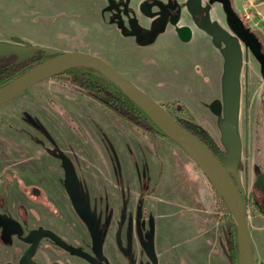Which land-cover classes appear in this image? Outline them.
<instances>
[{
  "label": "rangeland",
  "instance_id": "rangeland-1",
  "mask_svg": "<svg viewBox=\"0 0 264 264\" xmlns=\"http://www.w3.org/2000/svg\"><path fill=\"white\" fill-rule=\"evenodd\" d=\"M177 1L167 0L163 4L169 14L180 11L181 20L188 19V14L197 24L203 19L205 27L198 25L188 48L174 49L166 35L169 42L163 45V62L171 64L165 70L161 68L162 75L158 77L135 70L134 79L160 94L147 91L180 127L187 132L186 128H190L205 140L208 155L234 185L232 164L236 167L240 162L239 171L245 180L248 175L254 194L247 215L253 252L256 262L264 264V202L261 191L252 186L254 164L258 165V172L264 173V77L260 63L230 30L221 4L201 0L207 13L199 16L193 0L184 4L180 0V6ZM19 2L25 0H0V9L3 13H18ZM232 2L240 15L246 10L256 15L254 27L264 26V1ZM90 4L96 5V1L57 0L52 5L53 25L49 23L46 30L40 28L33 35L19 29L22 34L16 36L35 42L32 47L60 53L116 52L117 48L110 49L107 36L104 33L100 36L95 27V11H99L96 8L91 12ZM212 26L216 27L214 33L210 31ZM4 28L0 24V37H12ZM1 44L18 50L16 55L0 50V60L17 56L20 61L25 57L20 51L31 48ZM212 45L217 47L214 49ZM230 53L233 60L228 72L230 69L238 77L241 102L240 127L235 129L238 159L223 138L225 115L206 106L207 102L201 100L207 94L200 90L205 78L204 61H210L213 68L217 66L221 71L225 67L224 58L229 62ZM183 55L193 62L187 71L179 68L180 63H187ZM195 63L204 72L198 71ZM182 105L194 118H190L189 112L180 111ZM234 123V120L229 123L228 133ZM65 170L79 178L82 201L91 207L96 232L107 241L108 251H112L111 243L114 248L117 233L123 247L130 250L127 257L115 250L112 264H171L172 260L173 264H184L183 260L192 264L190 257L184 255L196 250L192 244L198 227L189 224L196 219L206 223L204 229L208 233L214 232L215 253L226 259L221 264H232L233 243L226 224L227 212L217 208V191L189 154L174 140L156 130L138 128L68 84L65 78L55 76L0 106V264H22L21 258L28 247L25 237L33 229H52L69 243L90 249L87 227L66 191ZM162 175L168 185H184L179 192L170 186L166 194L161 193L167 202L173 199L168 206L154 204L158 192L154 187L162 181ZM33 186L43 189L38 200L31 191H26ZM88 197H91L89 201ZM107 197L112 198L106 200ZM48 201L55 206H49ZM179 243L190 250L184 249L182 254ZM34 259L40 264H54L55 260L65 264L77 262L49 238L42 241Z\"/></svg>",
  "mask_w": 264,
  "mask_h": 264
},
{
  "label": "crops",
  "instance_id": "crops-1",
  "mask_svg": "<svg viewBox=\"0 0 264 264\" xmlns=\"http://www.w3.org/2000/svg\"><path fill=\"white\" fill-rule=\"evenodd\" d=\"M56 1L57 0H42L40 3V0H25L24 3H18V8L20 10L17 8L18 13L15 14L3 13L2 9H0V24L5 25V32L12 34V37H0V43L11 44L15 47H32L35 42H27L23 39L22 36H16L22 34L19 32V29H25L33 35L37 31H40V28L46 30L48 26H50L49 23L53 25L55 12L52 11V5ZM95 1L96 5H89L91 12L93 10L95 11L96 8L99 11V13L95 11L96 18L93 23L99 30L100 36L102 35V33L107 36V43H111L110 49L114 50V48H117V51L109 54L106 50L100 52H97L96 50L94 55L104 59L114 68H116L120 73H122L133 83H135L144 92L147 93V91H150L155 95H160L155 90L149 89L146 85L142 86L138 84L136 82L137 80L134 79L133 71H143L145 72V76L157 75L158 77V75H162L161 73H159L161 71V68L165 70L171 64L170 62H163V53L165 50V48H163V45L166 42H169L166 39V35H168L169 37L170 44L175 47L174 49L182 47L188 48L191 45L192 40L195 38L199 24L195 23V21L192 20L190 18V15L188 14V19L181 20V14H179L176 22H170L165 30L159 31L158 33H156V35H154L152 33L153 28L154 26H156L157 21L160 19V10L165 8L163 4H166L167 0ZM185 1L186 0H181L183 4ZM8 12L10 11L8 10ZM168 15L170 14L168 13ZM44 23H47L48 25L45 26ZM263 27V25H259L257 31L264 41ZM205 37L208 38L207 35ZM211 47L215 49V47L217 46L212 45ZM189 50L190 49H188L186 52H188ZM183 58L185 59V61H187V63H180L179 68L180 70L187 71L189 68L193 67V62L192 60H189L188 55H183L182 59ZM204 62L206 63V67L203 69L205 72L198 66V63H195V68L200 72L203 71L205 77L208 79L207 82L203 80V88H200V90L203 89V91H205L206 87L205 92L207 94V98L204 97L201 101H207L209 103L216 101V103L219 104V108L221 109V104L224 105L222 100L224 94L223 91H225L222 80L224 79V75L225 77L230 75L227 73L228 68L226 67V70L222 68L220 71L217 66L213 68L210 65V61ZM229 101L230 106L226 108V113L231 110L230 113L233 114V120L236 122V124H240L241 102H239L237 105L236 103L234 104L232 100L229 99ZM219 108L215 110L216 113L220 111ZM220 112L224 113L223 111ZM225 126L226 120L225 125H223V129L225 128ZM145 145V143L142 144L143 147H145ZM239 163L235 167V185L239 189L243 188L246 191L250 190V192H252V189L250 187L251 181L248 180L247 174L245 180V176L240 173ZM245 166L246 165L244 162L243 167L245 168ZM162 176V181H160L159 179L160 182H157L154 187L158 191H154L157 193L155 197V205L171 204L170 202L173 201V199L168 200L167 202V197L162 196L161 193L166 194L168 191L167 188H170V186L174 187L175 192H179L181 186H184L181 185L177 187L176 185L172 184L168 185L166 184V178L164 177V175ZM245 183L248 184L247 187L245 186ZM156 200L159 201L156 202ZM193 223H195V225L198 227L195 235L196 239L192 244L193 248H195L196 250L190 251L184 256L186 258L190 257V261L192 262V264H205V261H207L208 264H221L222 261L225 262V256H221L215 253L216 245L214 244V232L213 234L208 233V230H206L207 228L204 229L206 223H202L201 219H196L195 222L191 221V223L189 224L194 225ZM179 224L181 225V223ZM179 247L180 250H182V254H184V249L190 250L189 248H184L183 243H179ZM178 257L179 256H176V261H178ZM183 262L184 264H187L185 260H183ZM170 263L173 264V260L170 261Z\"/></svg>",
  "mask_w": 264,
  "mask_h": 264
},
{
  "label": "water",
  "instance_id": "water-1",
  "mask_svg": "<svg viewBox=\"0 0 264 264\" xmlns=\"http://www.w3.org/2000/svg\"><path fill=\"white\" fill-rule=\"evenodd\" d=\"M209 1L210 4L220 3L222 5L227 25L232 33L244 43L245 47L251 51L253 56L258 60L261 67V73L264 77V51L259 36L251 27L246 26L244 20L234 8L232 0ZM197 7L200 8V2ZM0 50L14 52L17 49L6 47L0 43ZM81 65L94 67L115 82L130 97V99L150 117L165 136L178 143L197 163L203 173L210 180L217 193L225 200L228 209L234 218L239 241L240 264H257L249 232L247 204L242 191L231 182L210 157L200 151L194 143L185 136L184 129L176 123L174 118L162 104L140 89L135 83L101 57L85 52H65L53 56L34 66L11 83L0 88V106L14 99L33 85L45 79L54 77L67 69ZM70 185L74 188V192L77 194V184H75V182H70ZM256 185L260 186L264 193V173L258 176ZM79 209L82 212L89 213L87 207L79 206ZM46 235L50 236L57 243L76 254L87 258L91 257L87 252L69 245L54 231L49 229H38L34 230L31 235L26 238V240H29V238L32 237L34 238V241L22 259L23 264H37L32 259V254L36 250L38 243ZM119 241L121 244V240Z\"/></svg>",
  "mask_w": 264,
  "mask_h": 264
},
{
  "label": "trees",
  "instance_id": "trees-1",
  "mask_svg": "<svg viewBox=\"0 0 264 264\" xmlns=\"http://www.w3.org/2000/svg\"><path fill=\"white\" fill-rule=\"evenodd\" d=\"M255 18L257 17L255 16L254 19ZM244 22L246 26L250 27L248 22ZM253 31L262 41L264 51V41L262 37L257 30ZM233 42L235 43V41ZM229 45L231 46L230 40ZM16 51H14L15 55ZM20 53L24 54L25 56L20 61L17 60V56L14 58H12V56L8 60H0V88L11 83L34 66L46 61L53 56L62 54L58 51H53L42 47H31L27 50H21ZM230 56L232 57L231 53ZM55 77L65 78L68 84H71L73 87L82 90V92L103 104L117 115L124 117L138 128L156 130L158 133L165 136V134H163L150 119V117L144 111H142L115 82L109 79L98 69L91 66L81 65L67 69ZM182 111L189 112L190 118H194L192 113L186 110L185 107L182 108ZM186 129L192 136H194L199 142L208 148L207 143L204 142L205 140H202V138L197 133L192 131L190 128ZM233 174L235 176L234 172ZM217 208L220 211L226 210L227 212L225 215L226 224L228 226L229 237L232 239L233 243V245L230 247V260L232 261V264H240V250L236 224L225 200L219 194H217Z\"/></svg>",
  "mask_w": 264,
  "mask_h": 264
},
{
  "label": "flooded vegetation",
  "instance_id": "flooded-vegetation-1",
  "mask_svg": "<svg viewBox=\"0 0 264 264\" xmlns=\"http://www.w3.org/2000/svg\"><path fill=\"white\" fill-rule=\"evenodd\" d=\"M177 2L178 3H176V4L180 6V4H181L180 1L178 0ZM193 2H194L193 3L194 8L197 9V12H198L199 16L205 15L207 13L206 10L204 9V7L201 5V0H193ZM199 2H200V8L197 7V5H198ZM209 3H210V1H209ZM179 14H180V11H179V13L177 12L176 14H170V15H168V12L166 11L165 8L161 9L160 10V13H159V18L160 19L157 21L156 26H154L152 33L154 35H156V33H158L159 31L165 30L166 27H167V25L170 22H176L177 21V19L179 17ZM199 25L204 26V20L203 19H199ZM210 31L213 32V33L216 32V27L215 26H212L211 29H210ZM233 55H234V53H233ZM231 59L233 60V57H231L230 55H229V62H228V59L226 60V58H224V62H225L224 70H226V67L228 68V65L232 67V62H230V61H232ZM227 73L230 74V75L229 76H226V77L224 75V79L222 80L223 81V85H224V90H225V91H223L224 94H223V100H222L224 105L221 104V109H220L219 108V104H217L216 101H214L212 103H209V102L205 101L204 104L207 102L205 105L211 107L213 109V111H215V110H217L219 108L220 111H223L224 112L223 114L225 115L226 126L223 129V136H224L223 138L226 139L227 145H230L231 146V149H232L231 153L236 156V159H238L240 155H239V151L236 150L237 142L238 141H237V138H236V135H235V131L237 129H239L238 126L240 127V124H238V123L236 124V122H235L234 123V126L231 127V129L229 130V133H228V131H227V128L229 127L228 125H229V123L234 118H232L233 114L230 113L231 110L228 113H226V108L230 106L229 99L232 100L234 102V104L236 103L237 105L240 102V100H238L239 99L238 77H237L236 73H233V72L231 73L230 72V69H229V72H228V69H227ZM203 80H205V82L208 81V79L206 77ZM227 90H228V93H227ZM205 91H206V87H205ZM183 107L184 106L182 105L181 108H180V111L181 112H184V111H182V108ZM202 146L204 147L203 144H202ZM248 163L251 165V162L248 161ZM232 165L234 166V173H235V163H233ZM253 169H254L255 177H254V181H253V185L252 186H254V188L256 189V191H261V193H262L261 194V196H262L261 199H262V202H264V196H263L264 193L262 191V188L260 186H257L256 185V181H257L258 176L260 174H262L263 172H261V171L258 172V165H255V164L253 166ZM65 173H66V179H65L66 191H67V194L69 195V197H70V199L72 201V204H73V206H74V208H75L78 216L80 217V219L83 221V223L87 227V231L89 233L87 235H88V237H90V249L89 250H86L84 248H80V247H78V246H76L74 244L69 243L61 235H59L57 232H55L52 229H49V228H42V229H49V230L54 231L62 239H64L69 245H71L73 247H76L78 249H81V250L87 252L88 254L91 255V257L90 258H87V257L81 256L79 254H76L75 252H73V251H71V250L63 247L61 244L57 243L50 236L46 235L38 243L36 250L32 254V259L37 264H40L36 259H34V255L38 252V250H39V248L41 246V243H42V241L45 238L52 239L63 251H65L66 253H68V255H70L73 259H76L77 262H74L73 263L71 261L73 264H112L111 255L114 254V253L116 254V251H118V250L125 257H127L128 254L130 255L131 254L130 250L125 249L123 247L122 241H121V244H120V241L119 240H121V238H120V234H118V233L116 234L114 248L112 246L113 243H111V246H110L109 250L112 248V251H110V252L108 251L107 241L106 240L105 241L102 240L99 237V235L97 234V232H96L95 222H94L93 215H92V212H91V209H90L91 207L87 203H84L82 201L81 191H80V188H79L80 187L79 186V183H80L79 178L77 176H73V173H71L70 171L65 170ZM75 179H76V181H75ZM70 182L71 183H74L75 182V184H77V186H78V193L77 194L74 192V188L71 187ZM25 188H28V187H25ZM26 191H29V192L31 191V195L34 196L35 197L34 199H36V200L40 199V197L43 196V189L42 188H38V187H34L33 186V187H30V188L26 189ZM242 194H243V192H242ZM107 195H111V193H108ZM253 196H254V194H253V191H252V192H250V198H249L250 200H248L249 202L247 203V215H248V210H249L250 205L254 202ZM111 198L112 197H109V198L107 197L106 200L111 199ZM90 199H91V197H88V201ZM48 202H50L49 206H55V204L53 202H51V201H48ZM79 206L87 207L89 213H85V212L80 211ZM34 230H38V229H33L25 237V241L28 243V247L26 248V250L23 253V256L21 258V263H22L23 257L25 256V253L32 246L33 241H34V238H32V237H30L29 240H26V238L28 236H30L31 233ZM53 263L54 264H65L64 262L59 261V260H55V261H53ZM257 264H259V263H257Z\"/></svg>",
  "mask_w": 264,
  "mask_h": 264
},
{
  "label": "built area",
  "instance_id": "built-area-1",
  "mask_svg": "<svg viewBox=\"0 0 264 264\" xmlns=\"http://www.w3.org/2000/svg\"><path fill=\"white\" fill-rule=\"evenodd\" d=\"M261 1H264V0H261ZM256 15L255 14H252L251 12H249L248 10H246V13L241 15V18L248 22L250 24V27L253 29V30H257L258 27H254L253 25L256 24L257 22L254 20V17ZM243 192V195H244V198H245V201H246V204L249 202L248 200H250V191H246V190H242ZM248 214H249V210H248Z\"/></svg>",
  "mask_w": 264,
  "mask_h": 264
},
{
  "label": "bare ground",
  "instance_id": "bare-ground-1",
  "mask_svg": "<svg viewBox=\"0 0 264 264\" xmlns=\"http://www.w3.org/2000/svg\"><path fill=\"white\" fill-rule=\"evenodd\" d=\"M185 136L192 142L194 143V145L200 150L202 151L203 153H205L208 157H210L208 155V152L206 151V149L202 146V144L194 137L192 136L190 133H188L187 131H185Z\"/></svg>",
  "mask_w": 264,
  "mask_h": 264
}]
</instances>
